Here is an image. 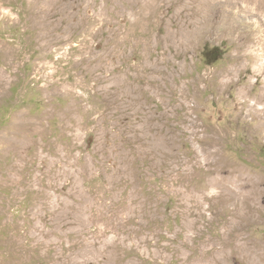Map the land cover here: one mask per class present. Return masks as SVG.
Masks as SVG:
<instances>
[{
  "label": "rangeland",
  "instance_id": "1",
  "mask_svg": "<svg viewBox=\"0 0 264 264\" xmlns=\"http://www.w3.org/2000/svg\"><path fill=\"white\" fill-rule=\"evenodd\" d=\"M0 264H264V0H0Z\"/></svg>",
  "mask_w": 264,
  "mask_h": 264
},
{
  "label": "bare ground",
  "instance_id": "2",
  "mask_svg": "<svg viewBox=\"0 0 264 264\" xmlns=\"http://www.w3.org/2000/svg\"><path fill=\"white\" fill-rule=\"evenodd\" d=\"M253 189V188H252ZM253 204V203H252Z\"/></svg>",
  "mask_w": 264,
  "mask_h": 264
}]
</instances>
